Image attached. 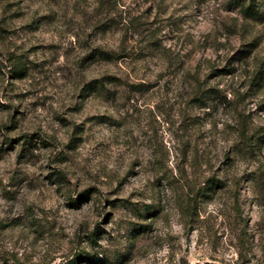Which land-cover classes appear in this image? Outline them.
Instances as JSON below:
<instances>
[{
	"label": "rangeland",
	"instance_id": "rangeland-1",
	"mask_svg": "<svg viewBox=\"0 0 264 264\" xmlns=\"http://www.w3.org/2000/svg\"><path fill=\"white\" fill-rule=\"evenodd\" d=\"M243 2L0 0V264H264Z\"/></svg>",
	"mask_w": 264,
	"mask_h": 264
},
{
	"label": "trees",
	"instance_id": "trees-1",
	"mask_svg": "<svg viewBox=\"0 0 264 264\" xmlns=\"http://www.w3.org/2000/svg\"><path fill=\"white\" fill-rule=\"evenodd\" d=\"M244 3L245 2H243V4H242V9L252 11L253 14H255V15L257 14L256 8L254 7V5H255L254 0H249V6H246V4H244ZM114 55H115V52L105 50L102 48H100L97 52V56H100L101 58H111V57H114ZM92 260L93 259H89L88 264H100L99 262L96 261V259L93 260L94 262H91Z\"/></svg>",
	"mask_w": 264,
	"mask_h": 264
}]
</instances>
